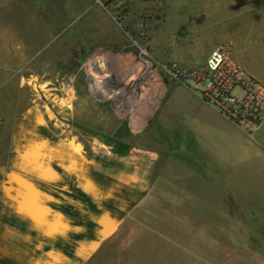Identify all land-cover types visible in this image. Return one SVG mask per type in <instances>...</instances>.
<instances>
[{"label": "rangeland", "instance_id": "1", "mask_svg": "<svg viewBox=\"0 0 264 264\" xmlns=\"http://www.w3.org/2000/svg\"><path fill=\"white\" fill-rule=\"evenodd\" d=\"M222 43L260 59L264 82V0H0V175L13 172L20 193L32 182L61 195L53 203L72 219H81L76 200L82 220L98 210L120 220L80 264H264V169H230L182 142L169 97L183 83L140 77L144 58L194 68ZM96 59L110 75L119 61L126 87L138 88L136 105L125 96L118 110L96 88L88 70ZM243 140L261 147L255 135ZM56 143L93 161L103 198L69 175L43 181L45 166L61 170L48 165Z\"/></svg>", "mask_w": 264, "mask_h": 264}, {"label": "crops", "instance_id": "2", "mask_svg": "<svg viewBox=\"0 0 264 264\" xmlns=\"http://www.w3.org/2000/svg\"><path fill=\"white\" fill-rule=\"evenodd\" d=\"M229 57L241 69L261 80L258 74L260 59L249 61L241 57L236 47L233 51L230 48ZM169 107L172 128L180 132L182 142L201 147L202 155H212L230 169H251L252 164L264 169V124L255 133L261 147L245 144L243 136L246 135L211 109L187 83L173 88ZM54 149L48 165L55 160L61 170L58 173L45 166L43 181L56 184L62 182V175H69L81 192L92 199L103 198L100 186L86 165L93 161H86L82 151L64 143H56ZM137 168L129 167V185L135 182ZM12 174L6 180L0 175V264H80L96 251L100 242L118 230L120 220L114 213L89 211L85 215L87 219L82 220L83 210L74 200L71 211L81 219H72L73 215L53 203H62L61 195L57 197L41 191L32 182L22 184L27 193H20L19 181ZM22 225L25 231L20 230ZM67 239H70L69 250L63 247Z\"/></svg>", "mask_w": 264, "mask_h": 264}, {"label": "built area", "instance_id": "3", "mask_svg": "<svg viewBox=\"0 0 264 264\" xmlns=\"http://www.w3.org/2000/svg\"><path fill=\"white\" fill-rule=\"evenodd\" d=\"M229 54L228 44H218L209 51L203 65L194 68L175 62L164 65L144 58L141 62L143 71L150 73L143 79H160L163 74L173 81L189 84L211 109L253 138L264 124V83L241 69ZM107 89L114 91V96L120 95L122 90L114 86Z\"/></svg>", "mask_w": 264, "mask_h": 264}, {"label": "bare ground", "instance_id": "4", "mask_svg": "<svg viewBox=\"0 0 264 264\" xmlns=\"http://www.w3.org/2000/svg\"><path fill=\"white\" fill-rule=\"evenodd\" d=\"M113 63L116 64V69L114 68L115 71L111 70V73H112L111 75L107 74L108 72L110 73V70L105 71V69H107L106 67L108 66L107 65L108 63L106 64L105 60H98V59L93 60L89 64L90 67L89 68L87 67V68L90 71V68L92 67L96 71V73L89 72L92 80L95 83L96 88L100 92H102L104 95H106V97H114L113 103H114V105H116L119 108L118 110H120L122 106H123L122 108L126 110V108H124V106L126 107V103L128 102V100H126L125 96L130 98L131 99L130 101H132V103H129V107L131 105H133V103L136 102L135 103V105H136L138 103V101H140V99L137 95V91H136V89H138V88H136L135 84H133L130 88H127L126 87V80L129 76V74H127L126 72H122V71L120 72V69H118V67H117V63H119L118 60H114L112 62V66H113ZM148 72L149 71H147V72L144 71L140 75V77L145 76ZM100 74H102V75H100ZM102 84H104V85H102ZM112 86L117 87V89H122L121 90L122 92L121 91L119 92L121 94L118 96H113L112 94L113 93L115 94V92L111 91L110 89H107L108 87H112Z\"/></svg>", "mask_w": 264, "mask_h": 264}]
</instances>
